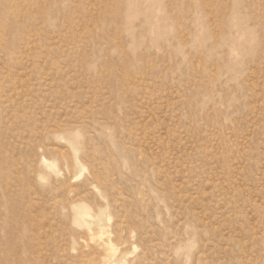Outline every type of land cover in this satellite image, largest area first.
<instances>
[{
  "label": "rangeland",
  "instance_id": "obj_1",
  "mask_svg": "<svg viewBox=\"0 0 264 264\" xmlns=\"http://www.w3.org/2000/svg\"><path fill=\"white\" fill-rule=\"evenodd\" d=\"M0 264H264V0H0Z\"/></svg>",
  "mask_w": 264,
  "mask_h": 264
}]
</instances>
